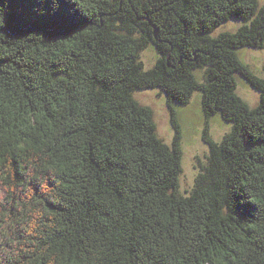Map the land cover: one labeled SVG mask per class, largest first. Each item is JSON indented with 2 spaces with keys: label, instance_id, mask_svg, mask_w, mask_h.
<instances>
[{
  "label": "trees",
  "instance_id": "16d2710c",
  "mask_svg": "<svg viewBox=\"0 0 264 264\" xmlns=\"http://www.w3.org/2000/svg\"><path fill=\"white\" fill-rule=\"evenodd\" d=\"M263 46L258 0H0V264H264V79L236 53ZM149 88L171 146L133 96ZM195 91L231 130L216 142L206 123L207 165L181 196L174 103Z\"/></svg>",
  "mask_w": 264,
  "mask_h": 264
},
{
  "label": "rangeland",
  "instance_id": "374dc122",
  "mask_svg": "<svg viewBox=\"0 0 264 264\" xmlns=\"http://www.w3.org/2000/svg\"><path fill=\"white\" fill-rule=\"evenodd\" d=\"M262 5L264 0H258ZM243 22L236 18L223 22L217 26L210 36L215 37L222 32L236 31ZM238 58L246 63L250 69L260 78L264 79V46L262 48L239 47L236 49ZM159 57L152 43L148 44L140 53V61L144 70L153 67ZM203 70H194L195 77L202 81ZM235 93L250 108L256 106L259 101V92L251 87L240 75H234ZM133 96L143 105L153 110V120L156 125V134L162 141L171 146L174 129L170 120L169 108L166 96L157 88L138 89L133 91ZM177 120L180 126L181 173L178 178L177 193L181 196L189 195L196 183L198 175L204 172L207 165L209 148L202 139V132L206 125L213 140L220 142L223 136L231 130V123L225 121L220 112H216L206 119L201 105V92L195 91L187 104L174 103Z\"/></svg>",
  "mask_w": 264,
  "mask_h": 264
}]
</instances>
